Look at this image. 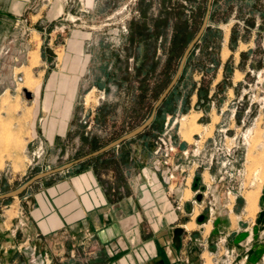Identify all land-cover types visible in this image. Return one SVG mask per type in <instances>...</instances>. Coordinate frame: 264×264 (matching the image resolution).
<instances>
[{"label":"rangeland","instance_id":"obj_1","mask_svg":"<svg viewBox=\"0 0 264 264\" xmlns=\"http://www.w3.org/2000/svg\"><path fill=\"white\" fill-rule=\"evenodd\" d=\"M196 2L33 0L22 14L0 17V195L149 120L186 50L175 49V14L192 22ZM164 10L173 15L143 65L147 51L137 34L144 26L155 37ZM207 29L152 124L70 173L94 165L120 178V168L137 172L130 158L141 166L153 159L174 174L166 187L184 203L178 223L207 264H264V0H217Z\"/></svg>","mask_w":264,"mask_h":264},{"label":"crops","instance_id":"obj_2","mask_svg":"<svg viewBox=\"0 0 264 264\" xmlns=\"http://www.w3.org/2000/svg\"><path fill=\"white\" fill-rule=\"evenodd\" d=\"M32 1L0 0V17L18 16ZM69 86L76 80L68 83L63 130L74 97ZM130 162L137 172L120 168V178L94 165L48 176L0 206V264H207L190 232L182 228L174 242L185 210L171 199L179 190H168L170 178L153 159Z\"/></svg>","mask_w":264,"mask_h":264},{"label":"water","instance_id":"obj_3","mask_svg":"<svg viewBox=\"0 0 264 264\" xmlns=\"http://www.w3.org/2000/svg\"><path fill=\"white\" fill-rule=\"evenodd\" d=\"M214 0H208V4H207V13L206 16L204 18L203 24L200 27L199 31L197 32V34L195 35V37L193 38V40L189 43V45L187 46L181 64L178 68V71L176 73V75L174 76V78L172 79L171 83L168 85V87L165 89V91L161 94V96L159 97V99L157 100L155 107H154V111L153 114L151 115V117L149 118V120H147L143 125H141L140 127L136 128L135 130L131 131L130 133L124 135L123 137L115 140L114 142L104 146L103 148L87 155L84 156L76 161L70 162L62 167L56 168L54 170H48L46 172H42L40 174H37L36 176H34L32 179H30L27 183H25L23 186H21L20 188L13 190L11 192L5 193L0 195V201L6 200V199H11V198H15V197H19L21 195H23L30 187H32L36 182L57 174V173H61V172H65L69 169H71L72 167L79 165L81 163H84L90 159L96 158L118 146H120L121 144L137 137L138 135H140L141 133H143L154 121V118L156 116L157 110L158 108L162 105V103L166 100V98L170 95V93L172 92V90L175 88V86L177 85V83L179 82V80L182 77L186 62L192 52V50L194 49V47L196 46V44H198V42L200 41V39L202 38V36L204 35L207 27H208V23H209V19H210V14H211V9H212V5H213ZM26 96L27 98H32V93L26 91ZM200 199V197L198 198ZM204 219V216H201L199 218V221L201 222ZM184 230L182 228H176V230L174 231V242L179 245L180 244V238L183 235Z\"/></svg>","mask_w":264,"mask_h":264},{"label":"trees","instance_id":"obj_4","mask_svg":"<svg viewBox=\"0 0 264 264\" xmlns=\"http://www.w3.org/2000/svg\"><path fill=\"white\" fill-rule=\"evenodd\" d=\"M187 1L189 3H191L192 5L197 4L196 0H187ZM161 2L163 5V8H166L165 4H167V2H169V0H161ZM206 4H207V0H201V2L198 3L199 6L194 7V11H193L192 16H191L192 22L190 20H187V19L184 20L183 16H182V12H178L175 14L176 22H175V27H174V43H175V49H179V52H181V54L186 49V47L188 46L190 41L193 40V38L197 34V32L199 31L200 26H201L200 20H202V18L204 17V15L206 13ZM213 5L214 6L217 5V0H214ZM179 7H180V5H178V8ZM176 9H177V7H175V10ZM170 11L171 10H169V12L165 11L166 14H161V16L155 20V23H156L155 24V27H156V36L155 37H154V35L148 34L149 33V32L147 33L148 29L145 28L144 26H142L143 28L140 29V31L138 32V34H137L138 42L140 44L142 43L146 46V51L150 48H153V47H155V49H156V47H157V45H156L157 39L156 38H158L161 35L162 28L164 26H167V24H168L167 22H168L170 15H173V13ZM207 34H208V29H206L201 41L205 40V39L207 40ZM132 37H133L132 38L133 41H135L136 36L133 35ZM150 38L154 39L153 43L149 42ZM236 41H237V34L235 33V31H233L232 36H231V42L235 43ZM148 51L146 52V54L144 56L145 60H144L143 65H146V61L149 59ZM191 57H192V53L190 54V56L187 60L186 66H185L184 71H183L182 78L185 75V70L187 68V65L189 63V59ZM140 71L142 72V70H140ZM147 72H148V70L146 69V73ZM198 95L201 99L206 98L208 95V91L205 92L204 95H202L201 92ZM104 154H106V153H104ZM104 154L96 157L95 160L100 159V157H102Z\"/></svg>","mask_w":264,"mask_h":264},{"label":"built area","instance_id":"obj_5","mask_svg":"<svg viewBox=\"0 0 264 264\" xmlns=\"http://www.w3.org/2000/svg\"><path fill=\"white\" fill-rule=\"evenodd\" d=\"M174 150H175L174 147H171V151H174ZM170 179H174V174L170 175Z\"/></svg>","mask_w":264,"mask_h":264}]
</instances>
